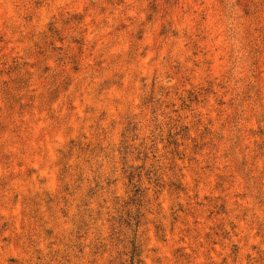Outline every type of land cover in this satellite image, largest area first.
Returning a JSON list of instances; mask_svg holds the SVG:
<instances>
[{
	"label": "rangeland",
	"instance_id": "1",
	"mask_svg": "<svg viewBox=\"0 0 264 264\" xmlns=\"http://www.w3.org/2000/svg\"><path fill=\"white\" fill-rule=\"evenodd\" d=\"M0 264H264V0H0Z\"/></svg>",
	"mask_w": 264,
	"mask_h": 264
},
{
	"label": "trees",
	"instance_id": "2",
	"mask_svg": "<svg viewBox=\"0 0 264 264\" xmlns=\"http://www.w3.org/2000/svg\"><path fill=\"white\" fill-rule=\"evenodd\" d=\"M137 256V247L134 244V248L132 250V259L134 260V258Z\"/></svg>",
	"mask_w": 264,
	"mask_h": 264
}]
</instances>
